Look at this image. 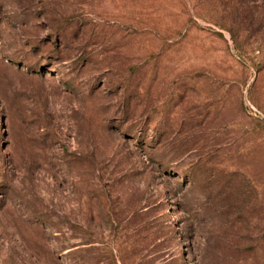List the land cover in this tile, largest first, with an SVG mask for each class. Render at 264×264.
<instances>
[{
  "label": "rangeland",
  "instance_id": "1",
  "mask_svg": "<svg viewBox=\"0 0 264 264\" xmlns=\"http://www.w3.org/2000/svg\"><path fill=\"white\" fill-rule=\"evenodd\" d=\"M0 264H264V0H0Z\"/></svg>",
  "mask_w": 264,
  "mask_h": 264
},
{
  "label": "trees",
  "instance_id": "2",
  "mask_svg": "<svg viewBox=\"0 0 264 264\" xmlns=\"http://www.w3.org/2000/svg\"><path fill=\"white\" fill-rule=\"evenodd\" d=\"M181 166L184 167V165H183L182 163H181ZM193 168H195V169L192 170V168L189 169V167H188L185 171H183V175H184L185 177H190V176H192V175L194 174L193 171L196 170V167L193 166ZM71 253H72V252H71ZM71 253H70V254H71Z\"/></svg>",
  "mask_w": 264,
  "mask_h": 264
}]
</instances>
